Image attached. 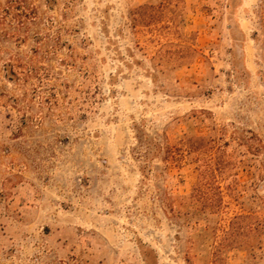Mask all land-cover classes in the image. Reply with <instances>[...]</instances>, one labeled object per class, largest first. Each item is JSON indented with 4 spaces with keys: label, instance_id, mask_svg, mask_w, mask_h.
I'll use <instances>...</instances> for the list:
<instances>
[{
    "label": "rangeland",
    "instance_id": "1",
    "mask_svg": "<svg viewBox=\"0 0 264 264\" xmlns=\"http://www.w3.org/2000/svg\"><path fill=\"white\" fill-rule=\"evenodd\" d=\"M0 264H264V0H0Z\"/></svg>",
    "mask_w": 264,
    "mask_h": 264
}]
</instances>
